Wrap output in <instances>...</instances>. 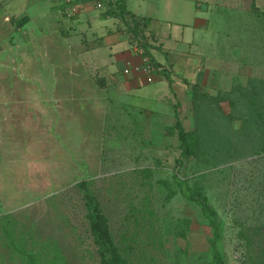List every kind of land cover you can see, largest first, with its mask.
Segmentation results:
<instances>
[{"label":"rangeland","instance_id":"rangeland-1","mask_svg":"<svg viewBox=\"0 0 264 264\" xmlns=\"http://www.w3.org/2000/svg\"><path fill=\"white\" fill-rule=\"evenodd\" d=\"M255 1L261 14L242 0L235 29L207 36L199 67L212 83L201 84L198 66L186 73L175 58L182 30H162L166 57L145 23L143 39L126 22L121 1L98 10L0 0V264H28L26 254L107 264L95 208L127 264H216L214 221L226 264H264V0ZM129 53L155 67L140 85ZM178 119L193 140L186 158Z\"/></svg>","mask_w":264,"mask_h":264},{"label":"crops","instance_id":"crops-1","mask_svg":"<svg viewBox=\"0 0 264 264\" xmlns=\"http://www.w3.org/2000/svg\"><path fill=\"white\" fill-rule=\"evenodd\" d=\"M244 1L250 2V0ZM115 2L123 4L130 13L126 15V22L130 21L139 26L148 22L146 33L150 36L156 35L158 42L164 46L162 52L166 54V57H169L168 52L172 55L173 53L165 46L166 42L161 38V32L168 26L180 28L182 35L177 41L184 44L186 49L179 50L175 58L182 62V69L186 73L193 72L194 66H198L196 70L198 77L195 82L201 84L212 83L211 72H205L203 68L199 67L201 58H204L206 54L202 56L198 52L208 46L206 38L209 37L207 36L213 35V33L217 37L230 34L231 30L235 29L238 15L243 11L242 0H107V8L111 9L112 3ZM88 4L90 5V3ZM252 5L253 0L251 7ZM252 10L254 9L252 8ZM215 27L216 30H214ZM200 37L205 41L204 43L200 41ZM217 39L216 45H219L220 39ZM211 44L212 42H210ZM153 58L159 62L157 57L153 56ZM124 59L126 63L129 62L133 65V69L142 62L137 54L129 53ZM129 76L134 79L135 83L141 84L142 77L134 70Z\"/></svg>","mask_w":264,"mask_h":264},{"label":"trees","instance_id":"trees-1","mask_svg":"<svg viewBox=\"0 0 264 264\" xmlns=\"http://www.w3.org/2000/svg\"><path fill=\"white\" fill-rule=\"evenodd\" d=\"M252 8L259 14L262 13L259 10V8L256 6L255 0H253ZM120 10H121L120 14L122 16L130 14L123 4H120ZM147 24L148 22H145L144 27L142 28H145ZM134 27H135L134 31H136L138 35H141L142 38L145 39L144 37L145 34L143 35L138 30L140 29L139 25L134 24ZM145 45H147V42L145 43ZM168 81L170 83V86H172V79L170 78V76H168ZM177 127H178V136H179V139L183 147L182 157L183 158L189 157L192 155V152L194 149L192 136L189 132L185 130L183 123L180 119L177 120ZM190 199L194 201L197 205L201 206L202 210L210 214L211 217L213 218L217 217L216 211L209 204L203 201L199 193L197 192L192 193L190 195ZM90 215H91L90 222H91V229L93 232V236H94L96 244L99 246L101 253L103 254L105 258L106 263L107 264H127L126 260L119 254L115 246V243L109 231L108 221L106 217L103 214H101L97 208L91 209ZM213 224L215 226V239L213 242L214 261L216 264H226L224 256L218 247L219 229L217 228L215 221ZM26 258H27L28 264H45V263H41L33 254H26ZM53 264H58V263L54 261Z\"/></svg>","mask_w":264,"mask_h":264},{"label":"built area","instance_id":"built-area-1","mask_svg":"<svg viewBox=\"0 0 264 264\" xmlns=\"http://www.w3.org/2000/svg\"><path fill=\"white\" fill-rule=\"evenodd\" d=\"M84 3L92 4L96 9L103 10L107 7V0H78ZM133 68V67H132ZM134 70L141 75L151 77L155 72V67L150 63V60L145 59L142 65L134 67ZM126 73H130V69H126ZM152 81L151 78H149Z\"/></svg>","mask_w":264,"mask_h":264}]
</instances>
